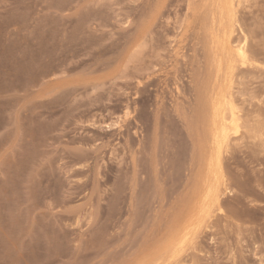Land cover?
I'll return each instance as SVG.
<instances>
[{"label": "rangeland", "instance_id": "374dc122", "mask_svg": "<svg viewBox=\"0 0 264 264\" xmlns=\"http://www.w3.org/2000/svg\"><path fill=\"white\" fill-rule=\"evenodd\" d=\"M0 264H264V0H0Z\"/></svg>", "mask_w": 264, "mask_h": 264}, {"label": "bare ground", "instance_id": "6f19581e", "mask_svg": "<svg viewBox=\"0 0 264 264\" xmlns=\"http://www.w3.org/2000/svg\"><path fill=\"white\" fill-rule=\"evenodd\" d=\"M235 53L237 54V58L243 63L249 61V55L245 44L238 45ZM239 127V120L235 109L232 108L230 112H226L222 108L216 109L214 116L213 144L215 148L214 153L218 157L221 154L222 147L228 145L230 133L232 131L237 133Z\"/></svg>", "mask_w": 264, "mask_h": 264}]
</instances>
